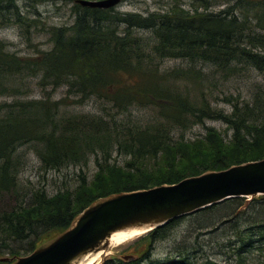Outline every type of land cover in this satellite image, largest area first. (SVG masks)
<instances>
[{
	"label": "trees",
	"instance_id": "16d2710c",
	"mask_svg": "<svg viewBox=\"0 0 264 264\" xmlns=\"http://www.w3.org/2000/svg\"><path fill=\"white\" fill-rule=\"evenodd\" d=\"M18 1L0 0V27L24 24ZM236 1H246L240 15L234 8L209 13L201 4L143 16L75 3L73 25L51 29L49 51L21 57L0 42V98L13 97L0 102V199L19 192V173L26 164L17 155L22 146H33L44 171L80 167L75 187L51 196L44 188L35 189L28 202L0 211V258L29 255L66 231L99 199L264 159L262 87H256L249 100L224 91L220 97L214 95L217 84L209 87L194 68L160 70V61L177 59L212 64L225 78L239 66L264 76V0ZM34 78L44 90L68 87L67 95L79 96L78 104L95 97L111 105L113 113H70L65 109L68 97L16 98ZM216 102L231 111L213 107ZM205 120L222 121L230 138L207 128L203 137L187 139V131ZM114 152L125 158L123 165L111 161ZM91 156L97 170L89 179L81 168ZM249 201L254 204L249 218L253 224L241 229L239 209L249 207ZM249 201L232 198L174 219L149 232L141 258L116 264H145L154 244L186 220L208 233L227 223L235 225L240 249L249 250L264 238V196ZM189 249L177 247L164 263L150 264H194Z\"/></svg>",
	"mask_w": 264,
	"mask_h": 264
},
{
	"label": "rangeland",
	"instance_id": "374dc122",
	"mask_svg": "<svg viewBox=\"0 0 264 264\" xmlns=\"http://www.w3.org/2000/svg\"><path fill=\"white\" fill-rule=\"evenodd\" d=\"M255 1V0H247ZM75 0H19L17 5L21 14L24 16V24H14L0 27V42L7 45V50L21 57H31L37 55L39 51H49L53 43L51 41L50 31L53 27H70L75 20L74 13ZM202 5L201 9L207 10L209 13H219L220 11L234 8L235 13L240 15L246 1L237 3L236 0H120V3L113 9L116 12L125 14H141L147 16L150 13H164L173 7H181L190 10L193 7ZM144 37H151L148 32H139ZM160 70L170 71L174 68H191L200 72L209 87L216 83L214 95L222 92L242 95V98L249 100L251 93L256 87L264 89V76L258 73L251 67H238V71L225 78L216 67L212 64H202L198 62L190 64L186 60L167 59L160 61ZM204 78H207L204 79ZM28 88L16 98L21 100H39L51 95L52 100H60L67 98L69 104L65 109L73 114H92L106 115L113 113L111 105L91 97L85 102L78 104L79 96L67 95L66 86H62L55 91L52 88L46 90L38 86V78L28 80ZM13 97L0 98L2 101H12ZM213 107L223 109L226 113L231 111V107L222 102L212 103ZM207 128H215L227 138H230L229 131L222 121L205 120L202 125H195L186 133V138L193 140L198 137H203L206 134ZM17 155L20 159H25L26 164L19 173V192L16 194H7L0 199V211L9 210L18 203H26L29 200L33 190L44 188L48 195H54L59 190L65 188H73L77 184V175L80 167L70 166L61 171H44L40 167V161L35 153L32 145H25L17 150ZM124 157L112 154V162L118 165L124 164ZM82 174L87 175V178H92L95 173L96 164L94 157H89L87 167H82ZM24 193H28L25 198ZM257 199V197H255ZM247 202L250 200L246 198ZM254 201V200H253ZM256 204L258 200H255ZM249 207L240 208L239 219L241 229L248 228L253 221L249 220L253 214V202H248ZM246 210V211H245ZM227 216V215H226ZM236 221V220H235ZM234 221V222H235ZM233 222V223H234ZM251 223V224H250ZM254 226V225H253ZM195 224H191L190 220L181 222L173 228L169 235L154 244V248L150 258L145 264L164 263L166 259L176 253V248L180 246L189 247V253L193 255L192 262L194 264H203L206 261H211L214 264H264V238L258 240L249 250H241V241L233 234L235 225L230 223L225 224L221 229L208 233L206 230H195ZM210 230V229H209ZM184 242L186 244H184ZM26 243H21L23 247ZM149 245V232L142 234L130 241L117 246L106 247L102 250V254L93 264H116V260H121V257L133 255L141 258ZM240 256V257H239ZM8 257V255H4ZM10 259V258H8ZM4 262L0 264H13ZM123 263H126L123 261Z\"/></svg>",
	"mask_w": 264,
	"mask_h": 264
},
{
	"label": "water",
	"instance_id": "95a60500",
	"mask_svg": "<svg viewBox=\"0 0 264 264\" xmlns=\"http://www.w3.org/2000/svg\"><path fill=\"white\" fill-rule=\"evenodd\" d=\"M82 7L114 8L120 0H75ZM264 196V159L204 172L176 184L110 195L85 208L70 227L13 264H80L108 247L114 233L143 234L232 198ZM133 255L121 257L128 262ZM13 259L0 258L7 262Z\"/></svg>",
	"mask_w": 264,
	"mask_h": 264
},
{
	"label": "bare ground",
	"instance_id": "6f19581e",
	"mask_svg": "<svg viewBox=\"0 0 264 264\" xmlns=\"http://www.w3.org/2000/svg\"><path fill=\"white\" fill-rule=\"evenodd\" d=\"M143 233L138 232V231H128V232H119V233H114L110 236L108 239V247L110 246H117L122 243H125L127 241H130ZM102 254V252H98L94 256H87L80 264H93L95 261L98 260L99 256Z\"/></svg>",
	"mask_w": 264,
	"mask_h": 264
}]
</instances>
